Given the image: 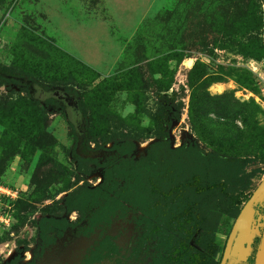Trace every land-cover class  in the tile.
Returning <instances> with one entry per match:
<instances>
[{
	"label": "rangeland",
	"instance_id": "obj_1",
	"mask_svg": "<svg viewBox=\"0 0 264 264\" xmlns=\"http://www.w3.org/2000/svg\"><path fill=\"white\" fill-rule=\"evenodd\" d=\"M0 63L52 75L68 101L39 112L0 87L19 109L0 123V264H153L156 192L196 175L249 196L264 179V0H0ZM237 215L218 216L216 260ZM263 236L264 195L228 264H254Z\"/></svg>",
	"mask_w": 264,
	"mask_h": 264
},
{
	"label": "trees",
	"instance_id": "obj_2",
	"mask_svg": "<svg viewBox=\"0 0 264 264\" xmlns=\"http://www.w3.org/2000/svg\"><path fill=\"white\" fill-rule=\"evenodd\" d=\"M163 72L159 70L161 76L155 79L159 95L161 92H167L171 87V79H166ZM12 84L24 93L19 97L20 101L33 110L42 111V108H38L42 105L49 108H61L63 111H66L68 107V101L62 95L63 91L58 89L55 77L52 75L42 71L19 70L0 63V87ZM64 91L76 98L74 90L64 89ZM18 110L10 101L0 103V123L5 115H11L12 111L18 113ZM78 110L83 118L87 117L79 96ZM165 115L161 107H157L151 114V130L156 136H163L166 133L164 128L170 121H163ZM35 121V118L30 117L22 121V124L30 125ZM71 126L73 128V124ZM88 134L92 136L86 138L87 143L92 142L97 145L99 143L96 138L97 132L90 129ZM114 138L103 135L101 142L106 143ZM190 189L194 194L193 199L183 196V192ZM215 190H218V193L213 196ZM156 195L159 196V200H154L153 210L150 212L148 209V212L163 227L167 248L164 255L158 257L153 264H220V260H216L218 246L215 243L218 216L226 214L235 217L250 195L244 194L243 190L227 191L222 181L211 183L205 181L199 185L196 175L184 179L164 193L156 192ZM263 195L264 191L259 197ZM181 196L182 203H175V199ZM257 199L250 209L256 207ZM154 227L156 228V225ZM228 260L229 257L225 264H228Z\"/></svg>",
	"mask_w": 264,
	"mask_h": 264
},
{
	"label": "water",
	"instance_id": "obj_3",
	"mask_svg": "<svg viewBox=\"0 0 264 264\" xmlns=\"http://www.w3.org/2000/svg\"><path fill=\"white\" fill-rule=\"evenodd\" d=\"M264 191V179L262 182L257 186V188L250 194L249 198L246 200L244 205L242 206L239 214L237 215L232 230L230 232L229 238L227 240V244L224 250V253L222 255V258L220 259V264H225L226 259L228 258L232 246L233 239L235 238L238 228L245 217L247 211L250 209V206L252 203L261 195V193ZM254 264H264V236L262 237L259 248L256 253V258L254 261Z\"/></svg>",
	"mask_w": 264,
	"mask_h": 264
},
{
	"label": "crops",
	"instance_id": "obj_4",
	"mask_svg": "<svg viewBox=\"0 0 264 264\" xmlns=\"http://www.w3.org/2000/svg\"><path fill=\"white\" fill-rule=\"evenodd\" d=\"M235 264H245V263L242 262L241 260H237V262Z\"/></svg>",
	"mask_w": 264,
	"mask_h": 264
},
{
	"label": "built area",
	"instance_id": "obj_5",
	"mask_svg": "<svg viewBox=\"0 0 264 264\" xmlns=\"http://www.w3.org/2000/svg\"><path fill=\"white\" fill-rule=\"evenodd\" d=\"M3 218H1V220H2Z\"/></svg>",
	"mask_w": 264,
	"mask_h": 264
}]
</instances>
